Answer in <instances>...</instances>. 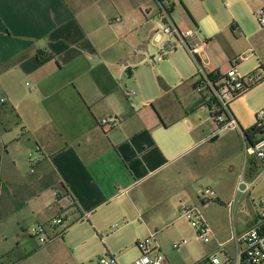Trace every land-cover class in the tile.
<instances>
[{
  "label": "crops",
  "instance_id": "crops-1",
  "mask_svg": "<svg viewBox=\"0 0 264 264\" xmlns=\"http://www.w3.org/2000/svg\"><path fill=\"white\" fill-rule=\"evenodd\" d=\"M166 1L170 18L160 20L208 41L209 71L225 75L244 56L237 71L249 61V75L264 76V41L255 42L264 36L256 23L264 0H220L222 14L199 10L206 0ZM150 8L151 0H0V264H91L103 255L135 264L137 243L152 236L167 264H201L233 255L230 218L237 215L239 235L257 226L251 195L261 177L246 196L237 187L241 178L255 181L260 164L237 134L239 152L223 160L222 131L196 76L172 82L160 72V80L142 82L135 73L147 65L140 53L149 49ZM227 19L239 31L236 43H246L230 45L235 58L215 66L208 50L220 44ZM108 117L118 120L111 130L100 125ZM203 188L216 193L209 203L219 206L199 198ZM183 205L200 210L210 245L181 216ZM56 218L63 224H48ZM42 224L60 235L45 246L32 236ZM187 240L191 248L180 252Z\"/></svg>",
  "mask_w": 264,
  "mask_h": 264
},
{
  "label": "built area",
  "instance_id": "built-area-1",
  "mask_svg": "<svg viewBox=\"0 0 264 264\" xmlns=\"http://www.w3.org/2000/svg\"><path fill=\"white\" fill-rule=\"evenodd\" d=\"M164 6V2L158 0ZM165 8V7H164ZM165 20H168L167 9L162 14ZM257 20L259 25L264 28V8H261L257 12ZM120 21V19L118 20ZM188 50L189 54L193 57L195 64L198 69L197 80L199 86L197 91L203 93L207 91V94L213 95L220 114H216L214 111H210L211 118L216 125L217 131L222 130H234L240 131L241 136L244 140L246 152L250 157L256 159L260 164V173L255 181H246L241 178L237 187V192L241 195H248L254 187L257 180L264 176V108L260 109L256 115V126L259 131L262 132L260 139L254 144L248 142L243 128L235 119L230 105L235 100L243 97L249 93L258 84V77L255 75H248L243 77L237 71L236 66L245 59L244 56L236 58L232 61V66L229 71L224 75V79L213 85L208 79L209 71V59L204 51L208 41H201L199 39V32L196 30H180L170 21H167L165 28L162 30L155 31L152 41L155 46L159 47L165 54L169 50H176L177 41ZM167 41L166 46L162 47V44ZM175 42V43H174ZM206 82L210 90L208 91L204 86ZM205 94V93H203ZM206 94V95H207ZM1 103L5 102V99L0 100ZM101 127L105 130H111L118 125V120L115 117H108L101 121ZM63 195L61 191L57 189L55 191L56 202H60ZM199 198L204 203L217 200L216 193L210 188H203L199 191ZM180 214L185 218L192 227L196 230L198 239L204 243L210 242L212 231L204 220L200 210L197 207L183 205L180 209ZM48 224L51 226H60L63 224L61 218L51 220ZM32 236L38 241L40 246H45L50 242L54 241L60 235H50L48 232V226L46 224L39 225L32 231ZM233 242L235 250L232 256H227L224 261H221L217 257H207L202 260V264H264V199L262 201V214L257 226L250 229L246 233L241 235L235 231L233 233ZM155 237L139 241L137 243L138 249L141 251V258L138 259L135 264H167L165 257H163L154 245ZM186 242L181 241L177 243L174 248L177 250L181 248ZM91 264H118L114 257L110 256H99L96 257Z\"/></svg>",
  "mask_w": 264,
  "mask_h": 264
},
{
  "label": "rangeland",
  "instance_id": "rangeland-1",
  "mask_svg": "<svg viewBox=\"0 0 264 264\" xmlns=\"http://www.w3.org/2000/svg\"><path fill=\"white\" fill-rule=\"evenodd\" d=\"M217 1L219 2V4H217ZM202 3H205V5L204 4L202 5ZM163 4L164 6L161 3H159L158 0H151V8H150L151 12H150V20H149L150 23L147 25L145 29L146 32H148L150 29H153L152 31H157L165 28L166 23L160 20V16L163 13H165V8L169 6V2L165 1ZM220 4L222 5L220 0H206L205 2L197 3L198 6L197 8L199 10H204V8L208 10V8H210L211 10L218 11L217 14L218 13L222 14L223 13L222 6ZM206 23L210 25L211 29L215 28L214 23H211V20L207 21ZM256 23H257V27L260 30L264 29L261 28L260 25L258 24L257 18H256ZM220 24H221L220 28L225 29L224 33L220 35V39H221L220 44L216 45L211 50H208V54L213 59V63L215 66H219L218 65L219 61L224 60L225 57L235 58L234 49H240V48L242 49L243 48L242 44L246 43L244 40L240 41L239 43H236L235 36L237 35L239 37V31L236 29V27L234 30L231 29L232 25L234 24L232 20L230 21L229 19L228 21L227 19L226 21H224V23H220ZM151 32L149 31V35L147 38V40L149 41L148 52L142 51L140 53L141 55L147 57V65L142 66L141 68L135 70V73L139 77L140 81L142 82H148L149 80L158 81L161 79L160 72H162V74H164V76H167V78L172 82L175 81L179 82L181 80L183 82H191L192 78L198 74V69L193 57L189 54L188 50L179 41L175 43L177 45L176 51L169 50L166 54H164V52L161 51L159 47L155 46L154 42L152 41ZM200 37L204 39L203 33L200 34ZM263 41H264L263 35H259L255 38V42L259 43V45ZM167 43L168 42L165 41L162 44V47L166 46ZM230 45L234 47V49L230 48L229 47ZM153 56L155 57L154 59H152ZM179 63L186 64L187 70L185 72L180 71L181 68ZM238 70L240 75L243 77L249 75V73L252 72L250 71L251 62L247 61L242 63V65L238 67ZM263 97H264V82H261L252 91H250L243 97L231 103L230 109L238 118L239 124L243 129L246 130L256 124V115L260 109L264 108V105H261L257 109L255 108L256 105L260 104L261 100H264ZM235 134H237L240 137L242 148L245 150V146L240 131L234 132V130H222V134H220L221 140L217 142V149L220 151L223 160L225 158H228L229 156L231 158L234 154L239 152L238 144L234 138ZM222 173L225 174V172ZM251 199L254 202L253 210L255 214H259V215L262 214V201L264 199V176H262L258 180L255 188L252 190ZM214 205L219 206V204H213V203H209L207 206H214ZM212 215L214 218L220 219L224 225L226 224V217L224 216L223 213L212 211ZM237 221H238L237 215L230 218L228 225L229 233L233 234L234 228L235 229L237 228ZM225 228H227V226H225ZM195 236L198 239L196 232H195ZM183 240L185 239L182 238L181 241ZM212 240H213L212 237H210V242H212ZM181 241H178L177 243ZM210 242L204 243L203 241H201V244L208 246L210 245ZM177 243L173 245V248ZM191 245H192L191 242L187 240V245L183 249H181L180 252H183L185 248H191ZM230 252L231 253L233 252V248H231ZM217 256L221 261H224L227 258V256H225L224 254H218ZM188 262H192L191 257L189 258ZM175 263H179V259H177Z\"/></svg>",
  "mask_w": 264,
  "mask_h": 264
},
{
  "label": "trees",
  "instance_id": "trees-1",
  "mask_svg": "<svg viewBox=\"0 0 264 264\" xmlns=\"http://www.w3.org/2000/svg\"><path fill=\"white\" fill-rule=\"evenodd\" d=\"M162 2H165L166 0H161ZM171 10H172V7H170L169 9H168V13H169V15H170V13H171ZM252 75H255L256 77H258V84H257V86L261 83V82H264V76L262 75V73H259V72H254V73H252ZM198 76L196 75V78H197ZM208 79L212 82V84L213 85H216L217 83H219L220 81H222L223 79H224V75H222L220 72H218V71H216V72H211L209 75H208ZM205 84H204V86L203 87H205L208 91L210 90V87H209V85L206 83V82H204ZM199 81H197V83H196V89L198 88V86H199ZM256 86V87H257ZM254 89V88H253ZM252 89V90H253ZM205 89H203L202 91H203V93H205V94H207L208 92L207 91H204ZM251 90V91H252ZM205 102H206V105H207V107H208V109L210 110V111H214V112H216V114L218 113V114H220L221 112H219V110H218V106H217V103H216V101H215V99H214V97H213V95H211V94H207V95H205ZM243 131H244V134H245V136H246V138H247V140H248V142L249 143H251V144H254L258 139H260V137H261V135H262V132L261 131H259V129L257 128V126H256V124L254 125V126H252V127H250V128H248V129H243ZM201 264H202V262H201Z\"/></svg>",
  "mask_w": 264,
  "mask_h": 264
},
{
  "label": "water",
  "instance_id": "water-1",
  "mask_svg": "<svg viewBox=\"0 0 264 264\" xmlns=\"http://www.w3.org/2000/svg\"><path fill=\"white\" fill-rule=\"evenodd\" d=\"M153 35H154V34H153ZM153 35H152L151 37H153ZM148 44H149V41H148ZM148 44H147V45H148ZM124 65H126V63H125Z\"/></svg>",
  "mask_w": 264,
  "mask_h": 264
}]
</instances>
